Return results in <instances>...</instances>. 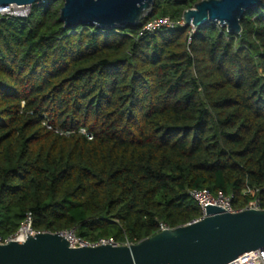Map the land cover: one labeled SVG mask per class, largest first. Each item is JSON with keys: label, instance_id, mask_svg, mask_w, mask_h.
Listing matches in <instances>:
<instances>
[{"label": "trees", "instance_id": "obj_1", "mask_svg": "<svg viewBox=\"0 0 264 264\" xmlns=\"http://www.w3.org/2000/svg\"><path fill=\"white\" fill-rule=\"evenodd\" d=\"M204 0H155L133 27L65 28L63 0L0 18V235L130 244L201 216L193 190L264 210V0L239 35H139ZM250 190V193L247 191Z\"/></svg>", "mask_w": 264, "mask_h": 264}, {"label": "water", "instance_id": "obj_2", "mask_svg": "<svg viewBox=\"0 0 264 264\" xmlns=\"http://www.w3.org/2000/svg\"><path fill=\"white\" fill-rule=\"evenodd\" d=\"M47 0H0V7H31ZM155 0H63L65 28L100 30L137 26ZM261 0H204L182 14L185 27L213 24L239 35L245 12ZM206 216L125 246L70 247L62 233L40 232L25 242L0 244V264H227L264 249V210L226 213L209 206Z\"/></svg>", "mask_w": 264, "mask_h": 264}, {"label": "built area", "instance_id": "obj_3", "mask_svg": "<svg viewBox=\"0 0 264 264\" xmlns=\"http://www.w3.org/2000/svg\"><path fill=\"white\" fill-rule=\"evenodd\" d=\"M30 7H24V6H16V5H9L5 7H0V18L1 17H17V18H23L26 17L29 14ZM183 27L185 26L183 20L180 22H173L168 18H159L154 19L151 21H148L144 23L139 31V35L145 34V33H154L157 31H160L162 29H173L175 27ZM192 31L195 29L190 27ZM247 193H250V190L247 191ZM190 198L199 206L201 211V216L197 220L193 222H198L202 220L205 216V209L209 206L217 207L221 210H223L226 213H237L248 209H254V210H262L260 208L259 200L255 199L250 201L247 206L241 210H234L233 204H232V197L231 196H225L222 193H218L216 196H212L208 191L206 190H193L189 193ZM168 229L165 225L160 224L159 232ZM158 232V233H159ZM40 232H36L32 228V217L30 214H28L24 221L19 226L17 232L13 234L12 236L8 237L7 239L3 240L0 235V244H5L9 242H25L29 236H34ZM62 235L66 238V240L69 242L70 247L72 248H78V247H98V246H125L130 244L129 242L125 241L123 243H118L114 241L113 239H99L96 242H88L85 240H82L75 236L74 232H63ZM227 264H264V249L257 250L254 252L247 253Z\"/></svg>", "mask_w": 264, "mask_h": 264}]
</instances>
